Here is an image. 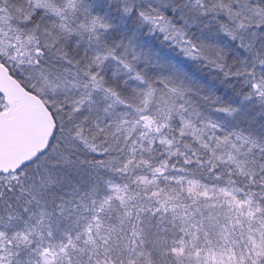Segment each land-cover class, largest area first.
I'll return each instance as SVG.
<instances>
[{
  "label": "snow or ice",
  "instance_id": "6c2138e0",
  "mask_svg": "<svg viewBox=\"0 0 264 264\" xmlns=\"http://www.w3.org/2000/svg\"><path fill=\"white\" fill-rule=\"evenodd\" d=\"M0 264H264V0H0Z\"/></svg>",
  "mask_w": 264,
  "mask_h": 264
}]
</instances>
